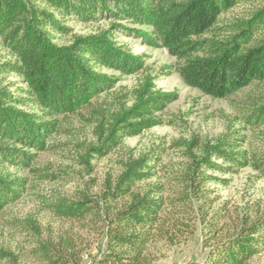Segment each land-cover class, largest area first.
<instances>
[{"label":"trees","instance_id":"trees-1","mask_svg":"<svg viewBox=\"0 0 264 264\" xmlns=\"http://www.w3.org/2000/svg\"><path fill=\"white\" fill-rule=\"evenodd\" d=\"M248 1L259 5L246 17H221ZM114 9L106 0H0V43L14 58L0 63V165L27 166L33 156L25 148L45 146L57 130L56 116L94 106L115 79L102 73L101 67L128 73L142 66L141 58L133 60L114 47L109 31L76 35L67 45L55 43L51 28L67 32L61 21L72 14L88 21L107 12L150 26L151 42L177 60L176 70L184 84L205 95L226 98L254 81L264 82V0H122L114 2ZM11 72L25 84V89L16 87L21 93L12 91L5 81ZM173 96L152 92L144 85L131 107L99 124L101 145L95 150L106 155L123 138L160 124L154 112ZM30 106L40 112L22 109ZM245 118L252 130L264 129V97L247 110ZM236 139L230 135L216 145H202L204 156H197L193 145H185L191 161L183 177L176 179L182 189L172 192L175 195L163 197L164 189L158 185L135 191L137 183L154 175L152 164L159 157L151 153L124 163L123 172L100 196L83 192L77 198L54 202L52 210L62 220L102 232L105 244L96 264H156L152 246L176 244L191 235L187 221L179 219L178 213L189 214L191 195L200 204L206 203L207 168H225L212 161V156L229 162L227 169L252 164L264 175V154L248 157ZM24 185L21 177L0 171V213L21 196ZM239 222L233 236L222 241L212 238L216 241L206 264H250L264 252V215L239 218ZM37 250L43 264H82L83 251L74 236ZM5 257L0 253V261Z\"/></svg>","mask_w":264,"mask_h":264},{"label":"rangeland","instance_id":"rangeland-1","mask_svg":"<svg viewBox=\"0 0 264 264\" xmlns=\"http://www.w3.org/2000/svg\"><path fill=\"white\" fill-rule=\"evenodd\" d=\"M115 1L122 0H106L112 12L116 11ZM258 5L253 1L240 3L221 17L225 20L246 17ZM61 24L68 31L51 28L55 43L67 45L76 35L109 31L114 47L122 49L133 60L141 58L142 66L128 73L101 67L102 73L115 79L94 101V106L56 116L57 130L45 146L41 150L25 148L33 156L27 166L0 165V171L25 181L21 196L0 213V253L7 255L0 264H43L37 258V249L44 244H58L67 235L74 236L77 247L83 251L82 264H96L105 244L102 232L92 230L89 225L84 227L81 223L60 219L54 214L52 204L77 198L83 192L100 196L130 160L151 153L159 157L152 164L154 175L137 183L135 191L143 192L151 185H158L164 189L163 197H168L182 189L176 179L183 177L191 161L186 156L185 145H193V152L204 156L200 150L202 145H216L231 135L237 137L235 142L248 157L264 154V129L252 130L245 122L247 110L264 97V82L254 81L226 98H214L184 84L176 70L177 60L165 48L151 42L152 30L148 25L107 12L88 21L72 14ZM11 60L14 58L0 43V63ZM4 77L12 91L21 93L16 87L25 89L16 74L11 72ZM144 85L152 92L174 95L161 110L154 112L160 124L123 138L119 147L102 155L95 150L101 145L99 124L131 107L137 91ZM22 109L40 112L36 106ZM211 159L219 165L225 164V168H207L205 173L210 178L204 185L206 203L200 204L191 195L189 214L185 217L184 213H178L179 219L187 221L186 228L191 230V235L176 244L161 242L152 246L156 264H206L211 245L216 239L222 241L233 236L239 228V218L264 215V175L252 164L231 170L227 169L231 164L224 159L216 156ZM208 220L213 222L207 223ZM214 236L216 239H212ZM250 264H264V252Z\"/></svg>","mask_w":264,"mask_h":264}]
</instances>
